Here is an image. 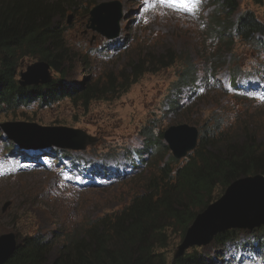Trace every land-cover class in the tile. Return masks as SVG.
I'll list each match as a JSON object with an SVG mask.
<instances>
[{
	"label": "rangeland",
	"instance_id": "1",
	"mask_svg": "<svg viewBox=\"0 0 264 264\" xmlns=\"http://www.w3.org/2000/svg\"><path fill=\"white\" fill-rule=\"evenodd\" d=\"M41 1L46 3L62 0ZM89 1L73 0L76 13L65 12L61 21L69 27L65 37L69 45L67 51L71 57V66L74 68L71 79L79 82L89 79L99 93L104 95L109 85L120 82L131 72V63L137 61L145 63L149 59L156 61L160 47L172 46L178 49L186 40L184 37L187 38L196 26L187 23V20H180L177 14L147 7L142 0H119L123 4L124 17L117 40L129 41V45L124 52L112 53L108 52L112 48L107 46L104 38L87 28L89 16L86 7ZM240 3L242 11L252 10L264 22V7L253 5L250 0H241ZM197 10H201L194 13L200 25L203 19L206 22V14H209L212 8L209 4L206 8L203 2ZM70 17H72L71 24H68ZM197 32L201 35L202 27H198ZM145 40L151 42L148 45L142 44ZM236 56L242 70L245 71L250 67L258 73L263 71L264 56L253 48L238 44ZM33 63L27 60L23 62V66ZM85 65L89 66L87 73L85 70L84 72L79 70ZM178 69L179 67L174 65L157 74H145L127 94L111 100L108 99L110 96L105 95L107 100L93 102L88 110L79 109L69 101H62L50 108L31 105L13 112L4 110L0 112V132L2 133L4 124L20 122L42 127L61 126L78 129L95 137L97 139L95 152L109 151L115 154L122 149L137 147L141 143L140 129L147 125L148 121H153L158 130L175 125L172 122L178 118L174 119L173 115L165 112V103L169 87L177 78ZM254 79L263 82L264 74L263 79ZM225 87L226 83L222 82L219 89L208 94L205 102L199 101L203 112L194 113L192 116L199 121H205L209 113L204 111L212 109L214 115L208 119L224 124L229 133L237 134L239 138L262 137L264 104L235 98L223 91ZM0 140V157L5 158L9 155V151L2 145L6 140L3 133L0 134ZM164 157L165 153L159 154V160ZM153 173L154 171H151L149 175ZM54 177H57L56 173L47 169L44 171L24 169L9 179L0 180V231L9 227L24 237L31 233L34 219L38 217L41 219L42 228L45 229L65 217L81 224L91 216L115 212L130 194L137 191L146 178L145 175L136 176L99 192L78 191L70 184L57 187L58 183L64 182L58 176L59 180L56 183ZM165 242L166 248L156 254V257L165 259L170 264L173 261V253L179 245L177 232L173 231L165 236ZM191 250H196L192 253L203 259L215 258L214 261H204V264L225 263V258L223 261L218 260L221 254L216 256L219 251L214 249L213 243ZM230 253L234 254V251L227 250L226 257Z\"/></svg>",
	"mask_w": 264,
	"mask_h": 264
},
{
	"label": "trees",
	"instance_id": "2",
	"mask_svg": "<svg viewBox=\"0 0 264 264\" xmlns=\"http://www.w3.org/2000/svg\"><path fill=\"white\" fill-rule=\"evenodd\" d=\"M251 1L264 5V0ZM215 3L214 25L226 23L233 26L247 45L264 47V24L252 12H242L240 0H218ZM73 5L72 0H66V4L42 3L41 0H0V103L10 107L31 101L50 105L59 97L71 96L68 89L60 87L61 80L20 87L17 72L20 60L32 56L47 62L63 75L61 67L68 57L62 52L60 42L65 39L68 28L60 19ZM127 45L129 41L122 40L120 43V47ZM226 65L227 62L224 63ZM146 72L154 71L147 69ZM130 86L120 93H126ZM92 93L88 98V93L84 94L86 99L81 100L83 108L90 104ZM180 93L178 85L173 84L169 89V94L178 95L176 99L172 98V103L177 106ZM210 132L208 128L202 132L198 148L177 171L175 178L166 174L161 196L156 194L159 184H155L143 194L134 196L130 207L125 206L113 217L94 219L81 234L52 232V238H63L58 257L53 261L49 260L52 242L46 239L45 234L19 238V246L6 264H165L151 252L153 235H161L164 222L179 226L183 237L195 217L232 182L246 176H264V146L258 145L255 138L250 137L241 145L228 143L218 149L208 142ZM234 139L237 140L236 135ZM54 154L48 156L63 158ZM136 157L140 159L139 154ZM251 232L260 244L258 258L264 259V227ZM243 235L248 236L247 233ZM240 236L233 230L221 233L215 239L216 248L225 249L227 245L240 243ZM249 242L243 243L246 245ZM179 260L172 264H204L203 259L195 255H187L181 260L183 263Z\"/></svg>",
	"mask_w": 264,
	"mask_h": 264
},
{
	"label": "water",
	"instance_id": "3",
	"mask_svg": "<svg viewBox=\"0 0 264 264\" xmlns=\"http://www.w3.org/2000/svg\"><path fill=\"white\" fill-rule=\"evenodd\" d=\"M121 11L122 7L119 3L95 8L91 12L92 28L109 39L116 38L119 35L118 24L122 16ZM46 70V66L38 67V65L28 68L27 73L22 74L23 82L21 84L30 86L46 83ZM4 131L8 134L9 139L24 148H47L55 144L71 149H84L87 142L90 141L73 132L77 134L76 139L66 145L58 142L59 138L54 133L55 131L40 130L31 125L8 126L4 127ZM45 137H48L49 143L39 142ZM166 139L174 155L177 158H182L195 148L197 131L188 126L171 128L166 134ZM261 225H264V178L259 175L235 182L218 203L199 215L187 231L185 241L179 247L175 257H181L190 246L209 244L220 232L235 228L253 229ZM199 234L202 235L199 237ZM0 249V264H5L16 249L14 235L0 237Z\"/></svg>",
	"mask_w": 264,
	"mask_h": 264
},
{
	"label": "snow or ice",
	"instance_id": "4",
	"mask_svg": "<svg viewBox=\"0 0 264 264\" xmlns=\"http://www.w3.org/2000/svg\"><path fill=\"white\" fill-rule=\"evenodd\" d=\"M160 3L173 8H183L185 11L194 14L198 9L200 0H160ZM0 174H3V164H0Z\"/></svg>",
	"mask_w": 264,
	"mask_h": 264
},
{
	"label": "bare ground",
	"instance_id": "5",
	"mask_svg": "<svg viewBox=\"0 0 264 264\" xmlns=\"http://www.w3.org/2000/svg\"><path fill=\"white\" fill-rule=\"evenodd\" d=\"M240 9H241V3H240ZM241 11H242V9H241ZM240 11V12H241ZM108 59V58H107ZM46 162H43V164H45ZM128 172H130V173H132V171L131 170H128ZM202 234H199V237L201 236ZM210 245V244H209ZM1 250V249H0Z\"/></svg>",
	"mask_w": 264,
	"mask_h": 264
}]
</instances>
